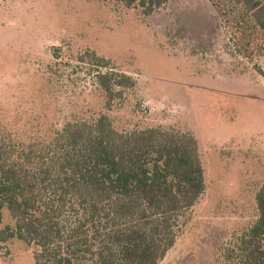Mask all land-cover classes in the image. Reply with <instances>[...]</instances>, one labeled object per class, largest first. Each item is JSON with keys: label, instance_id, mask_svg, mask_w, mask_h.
Listing matches in <instances>:
<instances>
[{"label": "rangeland", "instance_id": "374dc122", "mask_svg": "<svg viewBox=\"0 0 264 264\" xmlns=\"http://www.w3.org/2000/svg\"><path fill=\"white\" fill-rule=\"evenodd\" d=\"M220 1L169 0L145 15L123 0H0L1 135L49 137L103 113L122 132L196 139L205 191L158 264H242L241 242L259 216L264 56L236 52ZM93 53L134 82L112 103L88 64ZM0 264H35L32 249L0 242Z\"/></svg>", "mask_w": 264, "mask_h": 264}, {"label": "trees", "instance_id": "16d2710c", "mask_svg": "<svg viewBox=\"0 0 264 264\" xmlns=\"http://www.w3.org/2000/svg\"><path fill=\"white\" fill-rule=\"evenodd\" d=\"M123 1L151 15L169 0ZM219 3L236 52L263 57L264 0ZM92 59L108 103L134 86L106 60ZM29 140L0 134V226L4 210L12 220L0 227V242H24L35 264H158L205 191L198 143L189 134L122 132L102 113ZM257 201L242 264H264V186Z\"/></svg>", "mask_w": 264, "mask_h": 264}]
</instances>
